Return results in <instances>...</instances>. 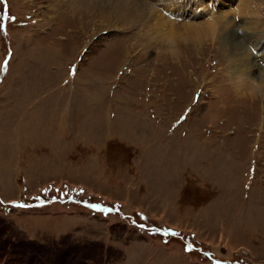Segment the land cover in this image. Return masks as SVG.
<instances>
[{
	"label": "rangeland",
	"instance_id": "374dc122",
	"mask_svg": "<svg viewBox=\"0 0 264 264\" xmlns=\"http://www.w3.org/2000/svg\"><path fill=\"white\" fill-rule=\"evenodd\" d=\"M57 1L0 0V264H264L263 114L203 31L239 0Z\"/></svg>",
	"mask_w": 264,
	"mask_h": 264
},
{
	"label": "bare ground",
	"instance_id": "6f19581e",
	"mask_svg": "<svg viewBox=\"0 0 264 264\" xmlns=\"http://www.w3.org/2000/svg\"><path fill=\"white\" fill-rule=\"evenodd\" d=\"M204 1L205 0H197L196 2L203 7L202 10H205V7H207L206 3L205 5H203ZM57 2H59L58 5L60 4L70 5V3L74 4L76 2L78 3V6L72 8L73 11L72 10L70 11L74 12V10L77 8L78 12H81L83 14H86V12H89V10L92 9H101L103 12H106L110 15H116L120 13L121 17L124 18V20H126L128 23L144 20V17L147 16V12H149V2H146L145 4L143 3L142 0L140 1V3H138L137 0H131V1L129 0H58ZM171 2H176V1L169 0L163 5L162 8V10H164V13L166 12L169 13L168 11L172 10L171 12L172 17L169 18L173 20H170L169 18H166L165 20L162 17L165 21H170L171 24H174V22L171 21H175V18L178 16H183V13L185 11L187 12L188 8L190 9L193 6L192 4L185 5L184 3L182 6L183 10L180 11L181 4L177 2L170 4ZM255 4L257 5V3ZM208 5H210V3ZM256 5L253 6V0H239L236 12L242 15L250 14V18L248 20L246 19L240 20L239 18L237 22H234L236 20L235 19L236 16L233 17L234 21L233 20L231 21L229 19H224L222 14L218 15L214 20L211 14V17L209 18V22L208 21L206 22L207 29L203 31L204 33H210L212 39L218 41L220 47H224V46L229 47V51L227 52V57L229 56L232 61L230 63V67L233 65V68L229 73V77L233 78V80L236 82L234 83L232 81L233 82L232 84H234L235 86L234 89L238 92V99L239 101L242 98L243 100L244 98H247V101L249 99V102L247 104L251 108H253L254 103L259 101L258 102L259 106L257 105V107L261 110L263 114L262 122L264 125V36L260 35L262 32H260L259 30L260 14L257 13V16L255 15L256 17L253 16L257 11V8H255ZM210 6H211L210 8H213V10L216 11V8H214L212 5ZM176 10L180 12L177 13ZM259 11L260 10H258V12ZM192 12H194V8H192ZM193 15H191L190 13V15L187 16H189L190 19L192 18ZM213 15L215 16L216 14ZM179 21L182 22L181 20ZM174 25L170 26V31L172 30V28L175 27ZM196 25H197L196 23L192 24L190 21L186 26L197 27ZM198 26L199 29L203 28L200 24ZM240 27L241 29L239 30ZM193 31L195 32V30ZM215 34H216V38H215ZM160 37L161 36L159 35V38ZM182 39L186 40V37ZM247 41H249L250 43L249 45L253 50L256 51V53H253V51H251L252 49H250L249 46L248 48L246 47ZM250 41L253 42V44ZM249 95L250 97H248ZM253 99L255 100L254 102L252 101Z\"/></svg>",
	"mask_w": 264,
	"mask_h": 264
},
{
	"label": "snow or ice",
	"instance_id": "6c2138e0",
	"mask_svg": "<svg viewBox=\"0 0 264 264\" xmlns=\"http://www.w3.org/2000/svg\"><path fill=\"white\" fill-rule=\"evenodd\" d=\"M12 19H14V18H12ZM2 27H3V25L0 24V28H2ZM181 119L183 120L184 117H181ZM44 191L46 192L47 189H45ZM81 191H83V189H81ZM38 199H39V198H38ZM21 207H27V205H21ZM90 207H98V206H97V205H90ZM141 227H143V225H141ZM156 231H159V230L157 229ZM186 250H187V249H186ZM218 264H219V262H218Z\"/></svg>",
	"mask_w": 264,
	"mask_h": 264
},
{
	"label": "trees",
	"instance_id": "16d2710c",
	"mask_svg": "<svg viewBox=\"0 0 264 264\" xmlns=\"http://www.w3.org/2000/svg\"><path fill=\"white\" fill-rule=\"evenodd\" d=\"M174 235V234H173ZM197 248H198V246H197Z\"/></svg>",
	"mask_w": 264,
	"mask_h": 264
}]
</instances>
